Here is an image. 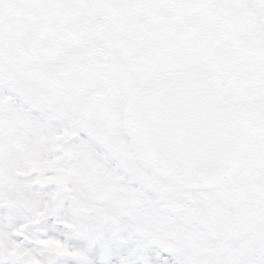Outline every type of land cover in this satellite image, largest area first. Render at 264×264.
<instances>
[{
    "label": "snow or ice",
    "instance_id": "6c2138e0",
    "mask_svg": "<svg viewBox=\"0 0 264 264\" xmlns=\"http://www.w3.org/2000/svg\"><path fill=\"white\" fill-rule=\"evenodd\" d=\"M0 264H264V0H0Z\"/></svg>",
    "mask_w": 264,
    "mask_h": 264
}]
</instances>
